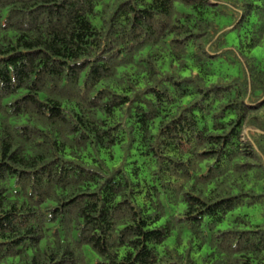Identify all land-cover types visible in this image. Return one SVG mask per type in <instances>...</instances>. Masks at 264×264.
Segmentation results:
<instances>
[{
	"label": "trees",
	"instance_id": "obj_1",
	"mask_svg": "<svg viewBox=\"0 0 264 264\" xmlns=\"http://www.w3.org/2000/svg\"><path fill=\"white\" fill-rule=\"evenodd\" d=\"M262 46L264 0H0V264H264Z\"/></svg>",
	"mask_w": 264,
	"mask_h": 264
},
{
	"label": "rangeland",
	"instance_id": "obj_2",
	"mask_svg": "<svg viewBox=\"0 0 264 264\" xmlns=\"http://www.w3.org/2000/svg\"><path fill=\"white\" fill-rule=\"evenodd\" d=\"M251 54L257 57L258 59L262 60L264 64V46L253 49ZM134 159H137L139 163L142 162V158L140 157L133 156L132 160ZM165 204L167 208V213H170L173 210V206L169 205L168 203H165ZM173 238L174 237H172L168 241L169 244L173 242ZM84 250H85V254H86V257L89 263H94L99 258V255L90 246H85Z\"/></svg>",
	"mask_w": 264,
	"mask_h": 264
}]
</instances>
